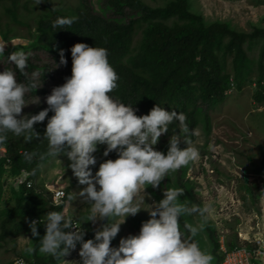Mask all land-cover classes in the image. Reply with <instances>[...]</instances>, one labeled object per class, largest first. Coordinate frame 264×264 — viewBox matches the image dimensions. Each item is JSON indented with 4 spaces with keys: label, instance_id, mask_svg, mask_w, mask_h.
I'll list each match as a JSON object with an SVG mask.
<instances>
[{
    "label": "trees",
    "instance_id": "trees-1",
    "mask_svg": "<svg viewBox=\"0 0 264 264\" xmlns=\"http://www.w3.org/2000/svg\"><path fill=\"white\" fill-rule=\"evenodd\" d=\"M78 2L80 6L72 10V14H67L53 0H42L39 5L37 0H0V37L4 43L17 38L32 41L22 50L28 55L27 80L14 64L8 63L4 68L16 72L18 82L36 85L30 88L26 102L47 101L53 88L64 84L72 75L71 47L76 43H86L107 49L109 63L119 77L117 88L111 95L132 104L138 116L148 114L159 104L168 111L175 109L185 113L190 127H195L200 117H205L199 103L224 101L233 85L243 90L255 84V100L264 103L263 30L247 33L227 23L207 24L201 14L191 10L188 0H176L164 8H152L141 0H100L98 6L91 0ZM175 15L178 20L169 24L168 19ZM57 18L70 19L72 23L62 29L53 28L52 23ZM60 50H65L68 63L56 67L60 61ZM8 55L0 52V61L7 59ZM26 107L21 116L38 114L49 106L46 103L44 107L32 106L29 110ZM53 114L50 111L48 118ZM48 118L34 125L40 136L30 143L25 142L23 136L8 133L7 142L0 144V176L10 170L14 177L26 170L33 179L40 173V167L53 158L40 159L48 151V142L44 140ZM176 127L175 123L170 125L169 133L161 138L169 141ZM2 148L7 152L2 153ZM104 150L105 146L101 145L98 151L103 155ZM25 152L33 154L31 163L24 159ZM116 158L115 151L107 157L103 155L102 160L92 166V171L99 170L100 163L105 160ZM189 168L190 164L171 172L158 188H148L161 200L164 188H175L169 185L172 177L177 176L183 181ZM257 171L259 168L254 167L253 173ZM176 187L183 190L182 196L187 201L192 199L196 203L192 187L184 182H178ZM17 193L16 206L0 218V243L3 244L9 238L28 235L30 223L35 218H44L49 211H60L51 205L52 195L45 190L34 186L29 189L24 185ZM181 198L180 202L184 203ZM78 220L85 230V240L94 239L95 230L92 231L90 222L83 224L81 218ZM185 223L187 221L182 216L180 228L183 230ZM38 229L39 237L33 252L35 257L31 255V262L26 261V264H57L52 256L47 263L39 256L38 240L46 234V229L44 225ZM203 232L212 241L213 254L210 255L216 258L212 264H221L215 226L209 223ZM111 246L117 247L114 240ZM200 247L205 250L204 246Z\"/></svg>",
    "mask_w": 264,
    "mask_h": 264
},
{
    "label": "clouds",
    "instance_id": "clouds-1",
    "mask_svg": "<svg viewBox=\"0 0 264 264\" xmlns=\"http://www.w3.org/2000/svg\"><path fill=\"white\" fill-rule=\"evenodd\" d=\"M41 2L37 0L38 5ZM71 23L70 19L57 18L52 27L62 29ZM70 51L72 75L64 84L53 88L47 96L49 107L38 114L21 116L25 106L30 104L25 97L36 85L18 82L16 72L7 68L0 72V144L7 142L8 133L32 142L40 136L34 125L44 122L49 112H53L44 133L48 151L40 159L67 155L74 176L81 185H87L79 193L89 206L83 224L106 221L95 230L94 239L85 240L84 228L65 211H49L43 223L46 234L38 240L39 252L52 256L57 264H68L70 261L65 257L78 245L81 259L71 261L74 264H212L213 257L195 239L209 221L212 210L208 204L181 203L183 190L179 188H164L163 198L148 208L140 207L138 200L141 190L145 202V190L149 186L158 188L171 172L200 159V151L193 139L200 137V129L190 127L185 113L175 109L168 111L159 104L148 114L138 116L132 104L111 95L119 77L109 63L106 48L76 43ZM0 52L4 53V48ZM7 59L27 80L28 55L16 50ZM67 63L65 50H60L56 67ZM38 102L39 99L32 103ZM173 123L177 127L165 154L154 146L163 134L169 133ZM182 142L186 147H181ZM101 145L105 146V157L115 151L117 158L100 163L99 170L93 175L92 166L97 164L94 154ZM4 150L1 149L2 153L7 152ZM209 150L214 151V145L210 144ZM24 159L31 163L33 154L25 152ZM66 194L67 199H71L67 191ZM261 195L264 196V192ZM141 209L148 210L152 218L142 223L138 235L123 238L118 248L112 247V240L127 217L135 216ZM182 216H199L200 222L196 225L185 223L186 231H182ZM40 224L41 220L30 223L33 236H39ZM222 238L218 243L221 256ZM16 264H24V261L18 260Z\"/></svg>",
    "mask_w": 264,
    "mask_h": 264
},
{
    "label": "rangeland",
    "instance_id": "rangeland-1",
    "mask_svg": "<svg viewBox=\"0 0 264 264\" xmlns=\"http://www.w3.org/2000/svg\"><path fill=\"white\" fill-rule=\"evenodd\" d=\"M53 1L56 6H62L67 14L80 6L78 0ZM91 1L96 6L100 3V0ZM173 1L176 0H141L152 8H164ZM188 1L191 10L201 14L207 24L227 23L232 28L247 33L255 30L264 31V0ZM177 20L178 16L175 15L168 19V23L173 24ZM22 34H24L23 31ZM31 44L32 41L24 38L14 39L7 44L0 37V49L4 48V52L9 54L16 50L22 51ZM1 61H3L0 62L2 72L9 61L6 58ZM36 78L39 77L36 76ZM256 91L255 84L244 87L243 90L233 85L224 101L218 104L204 101L199 103L205 117L201 116L195 126L200 129V137L193 139L200 151V159L190 163L186 179L178 180L176 176L172 177L169 183L175 188L178 182L187 183L192 187L195 191L193 196L196 203H193L192 199L191 202L187 201L182 195L181 201L189 205L208 204L212 211L207 224L211 223L215 226L219 240L224 237L226 244L233 247L254 246L251 241L254 235L264 233V203H261V200H264V196L261 195V192H264V103L256 102ZM46 103V101L30 103L26 109L29 110L28 108L32 106L44 107ZM210 144L214 145V151L209 150ZM154 147L166 154L169 141L160 138L159 143ZM181 147L186 145L182 142ZM94 155L97 163L103 158L99 151ZM70 164L71 161L65 154L58 158H51L40 167V173L32 180L34 187L45 190L50 195L57 188H64L71 197L70 209L83 220L82 216L87 214L89 206L79 193L87 185H81L78 182L69 167ZM254 167L259 168L257 173H253ZM14 185L10 170L0 176V218L3 217L4 212L13 209L17 204L19 194ZM143 195L141 190L138 200L142 208H148L149 205L159 201L149 188L145 190V202H143ZM183 217L187 223L193 225L200 222L199 216ZM151 218L150 212L146 209H141L135 216H128L113 239L117 248L121 239L138 235L142 223ZM119 219L123 221V218ZM103 223L106 221L90 222L92 231L98 229ZM37 230L40 232L39 229ZM181 230L186 231L182 228ZM203 230L198 234L201 236L197 241L212 255V241ZM240 234H243L245 239H241ZM38 237L33 236L30 230L28 235L9 238L4 244L0 243V264H16L18 259L31 262V255L35 257L34 245ZM39 256L43 258L44 263L50 261L51 256L41 253ZM218 256L222 262L219 251ZM215 260L216 258L213 257V261ZM253 264H262V261L253 258Z\"/></svg>",
    "mask_w": 264,
    "mask_h": 264
},
{
    "label": "built area",
    "instance_id": "built-area-1",
    "mask_svg": "<svg viewBox=\"0 0 264 264\" xmlns=\"http://www.w3.org/2000/svg\"><path fill=\"white\" fill-rule=\"evenodd\" d=\"M4 152H6V150H4ZM12 179H14V187L16 190H19L24 185L27 186V188L29 189L33 187V181L30 179V174L26 171H22L20 175L15 176ZM51 205L54 208H59L60 211H65V214L67 216H71L76 221L77 225L81 226V223L78 220L77 216L70 209V202L67 199L66 190L64 188H57V190L54 192V199ZM39 220H41V224L39 225L40 227L44 223V218H35L33 221ZM240 237L245 239L243 234H240ZM251 241L254 243V246H237L233 248H228L225 243V239L222 238L221 251L223 257V264H253V258L260 259L261 261L264 260V233L257 234L255 238ZM79 248L80 246L78 245L75 250L71 251V253L65 257L66 260L70 261L68 262V264H74V262L71 261H79L81 259V257L79 256ZM18 260H16V262ZM22 260L24 261V264H26V261L24 259Z\"/></svg>",
    "mask_w": 264,
    "mask_h": 264
}]
</instances>
